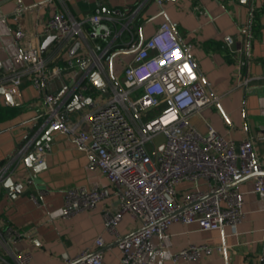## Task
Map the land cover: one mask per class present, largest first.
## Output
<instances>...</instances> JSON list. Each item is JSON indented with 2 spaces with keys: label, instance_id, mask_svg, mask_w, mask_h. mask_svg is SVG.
I'll return each mask as SVG.
<instances>
[{
  "label": "crops",
  "instance_id": "crops-1",
  "mask_svg": "<svg viewBox=\"0 0 264 264\" xmlns=\"http://www.w3.org/2000/svg\"><path fill=\"white\" fill-rule=\"evenodd\" d=\"M55 12L77 19L95 13L113 15L120 23L115 28L107 22L89 24L86 40H76L67 50H59L55 32L48 28ZM169 19L191 44L207 89L219 97V103L191 116L192 125L205 132L210 123L237 143L255 136L264 159V0H163L162 5L157 0H0V75L23 67V50L34 46L41 48L50 67L62 66L42 87L26 77L15 92L0 91V169L5 167L15 185H22L17 191L6 186L5 180L0 183V230L11 227L22 232L9 246L0 241V264L13 261L12 254L18 251L31 253L29 264H65L68 258L93 247L99 235L105 241L103 264H120L117 235L107 230L102 214L104 207H118L115 187L72 135L54 132L46 160L37 163L34 148L43 135L36 132L44 120L46 93L62 97L75 89L62 110L70 122L82 118L108 96V89L92 79L96 67L91 47L111 44L101 76L108 82L114 73L121 80L123 67L132 58V47L151 37ZM17 29L23 31L18 40ZM226 35L233 37L232 44L227 43ZM71 57L78 64L64 68L65 60ZM86 84L91 87L80 101L76 94ZM82 127L87 129L88 123ZM254 177L248 175L236 184L245 212L240 222L215 229L202 228L196 221L174 222L165 234L153 237L154 249L145 252L138 264H263L264 191L254 189ZM30 178L33 181L26 182ZM96 183L109 191L99 206L69 217L62 215L69 187ZM190 186L184 183L180 188ZM138 224L126 213L117 229L127 234ZM190 243L225 245V251L213 249L193 260L174 261V253Z\"/></svg>",
  "mask_w": 264,
  "mask_h": 264
},
{
  "label": "built area",
  "instance_id": "built-area-1",
  "mask_svg": "<svg viewBox=\"0 0 264 264\" xmlns=\"http://www.w3.org/2000/svg\"><path fill=\"white\" fill-rule=\"evenodd\" d=\"M157 2L163 4V0ZM104 22L115 28L120 20L101 13L77 19L55 12L48 28L55 32L58 49L67 50L76 40H86L87 25ZM129 31L132 33L130 28ZM22 35L23 31L17 29L15 38ZM225 39L229 45L234 41L230 35ZM98 48L91 47L90 54L108 96L82 118L70 122L62 110L75 89L62 97L46 93L44 120L36 132L43 139L34 148V160H46L54 132L74 136L78 146L115 187L118 207H104L102 214L107 230L117 235L120 264H138L145 252L154 249L153 237L165 234L174 222L196 221L205 229L240 222L245 212L236 184L255 174L254 189L264 191V159L255 136L237 143L210 123L205 132L192 125L191 116L207 105L219 103V97L203 82L191 44L183 40L170 19L166 20L151 37L132 47V58L123 67L124 80L112 73L108 82L101 75L111 44ZM22 55L23 67L0 75V87L10 93L26 77L42 87L47 77L62 70L59 65L49 66L50 61L39 46L24 49ZM76 64L78 61L71 57L63 67ZM90 87L81 86L76 94L80 101H84ZM83 123H88L87 129ZM158 136L163 137L159 143ZM7 173L5 167L0 169V183L8 177ZM184 183L192 186L181 189ZM108 194V189L97 183L71 186L65 193L62 215L69 217L94 209ZM126 213L139 224L130 233L121 234L117 224ZM21 236L22 232L15 228L0 230V241L8 246ZM104 243L99 235L93 247L68 258L65 264H103ZM213 249L224 252L225 245L190 243L176 251L173 260H193ZM12 258L8 264H29L31 253L14 252Z\"/></svg>",
  "mask_w": 264,
  "mask_h": 264
},
{
  "label": "water",
  "instance_id": "water-1",
  "mask_svg": "<svg viewBox=\"0 0 264 264\" xmlns=\"http://www.w3.org/2000/svg\"><path fill=\"white\" fill-rule=\"evenodd\" d=\"M92 79L94 80V82H95V84L97 86L102 87L103 82H102V79H101L99 74L96 73L95 75H93ZM0 91L6 93L4 88H1ZM7 96H8L9 99H11V94L7 93ZM4 180H5V185L6 186H10L11 188L16 189L17 191L21 190L22 185L21 184L15 185V183H14V181H13V179L11 177H6Z\"/></svg>",
  "mask_w": 264,
  "mask_h": 264
},
{
  "label": "rangeland",
  "instance_id": "rangeland-1",
  "mask_svg": "<svg viewBox=\"0 0 264 264\" xmlns=\"http://www.w3.org/2000/svg\"><path fill=\"white\" fill-rule=\"evenodd\" d=\"M123 80H124V76L122 77L121 81H123ZM162 140H163V137L162 136L156 137V142L157 143L161 142Z\"/></svg>",
  "mask_w": 264,
  "mask_h": 264
}]
</instances>
